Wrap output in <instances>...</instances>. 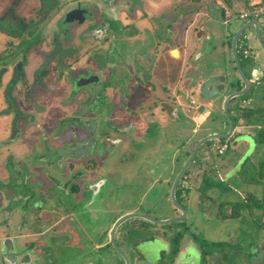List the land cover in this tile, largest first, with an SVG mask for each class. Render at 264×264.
I'll use <instances>...</instances> for the list:
<instances>
[{
    "label": "flooded vegetation",
    "instance_id": "af4514ba",
    "mask_svg": "<svg viewBox=\"0 0 264 264\" xmlns=\"http://www.w3.org/2000/svg\"><path fill=\"white\" fill-rule=\"evenodd\" d=\"M62 1L46 0L44 2L48 6L38 12L37 8L39 5H37L28 16L19 14L15 7L17 4L14 3L15 5H10L0 15V21L8 24L13 17L14 22L19 25L18 30H14L7 24L3 25L0 22V36L3 37L1 39L3 49L0 51V58L4 56L3 65L0 63V86L4 80H8L7 85L4 86L5 88L3 89L2 87L0 89V104L5 105L3 106L6 113L12 112L16 115L14 117L18 119V122L15 121L14 124L9 126V129L5 130H8V134L1 139V154H3L1 151H4V149H6V154H11L13 150L18 148L20 143L24 142L22 141L23 130L28 129L30 126L42 127L46 124L47 119L43 116V113L47 112V110L42 109L38 104L37 92L48 88L51 75L54 74L59 80L65 76H70L69 79L73 85V90L78 87L76 91V94H78L77 98L69 97L73 98L71 99L74 103L72 109L57 114L53 125H51L50 129L49 127L47 129L53 140L52 143L46 145V148L43 146L39 147L40 150L35 149L36 147L34 146L28 147L27 155L31 152L41 154L36 158L34 157L36 162L33 161L31 163L32 166L27 165L25 167L18 164V167L14 168L17 172L11 173L9 178L7 172L0 178V193L4 199V205L0 211V264H60L58 261L60 253L68 254L69 251L77 249L82 252L83 258L90 259L95 250L109 249L110 247H113L121 257L123 264H126V259L114 247L112 241L113 226L119 218L125 215L121 216L123 214L121 213L117 216L109 224L108 229L100 231V237L96 240L95 232H91V227L97 223L92 208L95 205L97 194L101 192V186L106 181L100 178L96 181L95 177L98 174L96 173L90 182L84 184L83 182L88 179L91 173H94L92 172L93 167L96 169L100 166L102 159H104V165L110 163L111 157L118 152H120L118 154L125 157L130 154L129 151L121 152L119 146L123 143L121 137L124 132H137L138 130L135 129L133 131L136 128L135 123L128 120L124 113L125 110L129 109V103L133 100V91L146 90L145 96L148 97L149 102L145 101V103L149 104L148 106L153 107L158 102L162 103V107L159 109L166 116V121L173 126L170 132H173L174 135H182L183 131L176 126L184 123L180 115L182 110L181 103H186L185 98L190 99V109L193 107L198 108L199 112L195 119L198 123H201L219 109L224 111L225 99L231 93L241 91L244 88V84H235L233 86L226 84L225 91L227 90V92L225 93L226 95L224 94L225 96L221 97V94L217 99H209L207 103H199L192 95L195 90H198L199 94L203 96L202 86L205 79L197 81V84L194 83L195 76H186L183 79L180 72L176 74L174 71V65H177V59L183 60L184 65L186 62V65L188 64L191 68L190 71L197 75L202 70L205 71V67H211L213 63L191 64L193 56L188 53L187 48L184 47L183 49L174 45L173 47H168V49L165 47L164 51L157 56V60H154L152 56L146 53L140 55L138 61L141 67L139 65L135 68L125 67L126 71L120 72L125 76L119 77L118 83L113 86L114 88L108 90L107 85L111 84V76L116 74V69L110 68L102 80L101 74H105L106 69L102 72L103 67L88 65L92 57L93 43L100 45L98 36L101 37V35L94 29L89 31L79 29L82 31L81 36L72 37L73 33L78 29L75 28L73 31L72 27L75 24L84 26L87 20L93 18L95 13L100 12V8L88 5L89 0H74V4L60 15L54 25L48 27V22L52 19V16L58 13L61 5H64ZM120 1L126 2L127 5H116L117 3L120 4ZM136 1L137 5H134L133 0H113L114 5L112 8L116 13H120L119 15L125 16L126 20L129 17H136L137 19L140 16L141 18L143 17L141 14L137 17L139 9L136 6L140 7L143 4L139 3L140 0ZM17 2L18 5L27 4V2L24 3L22 0ZM39 3L40 1L37 2V4ZM63 19L69 26L59 25ZM259 19H264V17ZM33 20H39V22L33 26L30 34L29 31L24 29V26ZM167 28L168 30H165L166 33H163V35H165V39H170L173 36L169 31L171 26L168 24ZM203 30L204 27L202 31H198L195 28V33L197 38L200 40L204 38L205 41L208 36L202 34ZM37 31H40L37 35L42 36V38L38 43L33 42L30 50L36 51L42 46L46 53L44 62L34 69L32 76L29 78L26 76L25 68H23L25 57L23 56L24 59L16 57V61L13 63L15 57L11 59V52H13V48L17 50L28 36L31 38ZM232 39L233 37L231 41H226L231 50ZM252 41H250V45L253 47V44H255L260 49L258 54L262 61L260 60L259 64L264 66V52L257 37L254 36ZM174 47H178L181 51V55L178 57L173 56L172 50L176 49ZM252 47L251 54L248 57L243 56L254 61L255 56L253 55ZM103 50L100 47L99 51L102 52ZM240 54L241 52L239 51V58ZM46 61L50 65L45 64L44 69L41 71L40 68ZM257 73L259 74L260 71H257ZM11 77L12 80H18L22 85L21 90L18 89L15 94L10 93L9 79ZM259 84L263 85V82L256 85L251 83L247 92L241 98L236 100L237 97H233L230 100L229 111L234 123V131L229 137L225 138L226 140H210L201 145L179 181L176 196L178 202L186 210L185 218L182 222L188 216V209L186 202H181V198L189 202L193 201V207L197 204L203 205L204 202L203 206L206 209L211 208L212 205L216 206L218 212L221 209H226L229 217L244 216L247 217L248 221L256 219L257 214L264 217V142L256 141L255 154L244 155L245 158L243 160L236 157L229 162H221L220 167L217 165L214 168L206 166L209 157L215 161L221 160L220 156L228 150L237 151L240 142L242 143L240 150L243 149L244 152L246 151L245 153L251 150V145L254 146L251 137L244 138L246 139L245 141L239 140L243 136L242 134L249 133L241 132L239 134V125L236 124L235 118L239 122L241 119H245L247 124L254 125L256 131L250 134L257 136L259 129L264 126L263 122L260 124L253 123L251 121L255 118L253 117L254 119L250 121L249 116L245 114L255 109V107L264 109V106L258 103V98L252 94L254 92L256 94L260 89ZM176 87L180 88L173 89ZM155 89L161 90V97L149 95V91H154ZM6 92L8 95H6ZM234 99L236 101L231 105ZM213 106H215L214 109ZM235 111L239 113L236 114ZM141 113L151 123L156 121L152 110H143ZM262 115L264 116V113ZM126 121L128 123L124 124ZM227 122L228 128L221 132H212L210 134L228 133L230 131L228 119ZM141 123L142 120L139 125ZM149 125V122L146 123L144 132L141 131L136 134L146 135ZM184 125L186 131L190 130L189 118ZM199 126L198 124L197 128L195 126L192 129L193 133L199 132ZM171 127L169 126V128ZM164 132L167 131L164 130ZM48 134L47 132L42 133V137L48 140ZM172 137H174L173 134ZM179 137L181 138V136ZM179 137L177 138L180 140ZM204 137L195 140L193 143H189L191 137L183 142V145L187 147L185 151L187 156L179 168L177 165L181 150L173 152V162L167 164L168 168L171 165L170 168H173L174 174V178L173 176L168 178V182L172 185L170 198L177 176L191 156L196 144ZM172 140L175 141L176 139L172 138ZM213 141H218L219 143L228 142L227 149L222 154H218L214 148L210 147ZM128 143L136 144L137 142L133 140L126 142L125 145H128ZM199 151L201 152L197 159ZM132 156L131 153L128 158L133 159L134 157ZM175 156L178 158L176 159ZM238 160L239 162H237ZM249 160L250 163H253L252 170L246 167ZM142 167H144V164ZM36 168H40V172H37ZM149 170H152L151 174L153 175L152 178H148L150 185L152 183L153 185L157 184L161 178H164H160L157 169L150 168ZM18 175L21 176L20 179ZM261 175H263L262 179L260 178ZM16 180H20L21 183L15 182ZM29 184L34 185L32 187L35 190L32 193L27 190ZM54 187H58L64 194L49 192V189ZM38 203H40L39 208L43 207L38 212V219L42 221L41 226L32 223L30 227H27L24 225L26 223V214L28 211H37L35 205ZM49 203L50 205L54 203L55 206L48 207ZM129 212L137 213L134 210ZM180 216H183V213L179 210L176 217ZM218 220L219 222L223 221L222 218H218ZM122 225H125V223ZM122 225L117 229L116 240L117 244L127 255L130 264H224L218 253L201 251L196 237L187 228L185 231V227H188L186 223L184 230L178 229L175 233L172 232L173 228L166 227H155L152 231H147L150 228L145 227L146 225L143 227L142 225H136V227L128 225L120 231L119 229ZM6 229L9 231H5ZM247 245L246 256L250 264H264V236L258 243L255 244L248 241ZM140 248H143L145 252ZM192 250L196 254H200L201 262L196 263L193 259H190ZM73 260L69 264H73ZM81 264L92 263L84 261Z\"/></svg>",
    "mask_w": 264,
    "mask_h": 264
},
{
    "label": "rangeland",
    "instance_id": "374dc122",
    "mask_svg": "<svg viewBox=\"0 0 264 264\" xmlns=\"http://www.w3.org/2000/svg\"><path fill=\"white\" fill-rule=\"evenodd\" d=\"M17 1L18 0H0V15H2L10 5L15 4H17L15 7L18 13L24 16H28L32 9L37 5H39L37 8L38 12L48 6L44 2L46 0H22L24 3L27 2V4L20 3L21 5H18ZM38 1H40L39 4H37ZM91 1H93V3H91ZM91 1L89 0L90 4H87L92 5L94 8L99 7L100 12L95 13L93 18L87 20L84 26H80L81 24H75L72 27V30L74 31L75 28L78 29L73 33L72 37L75 38L81 36L82 31L79 29L88 31L94 29L101 35L102 38L98 36V38H100V45L93 43L94 48L92 49L93 51H91L92 57L90 59V64L88 62V65L92 67H103L102 72L106 69L105 74H101L102 80L104 79V76L107 75L110 68L113 67L116 69V74H112L111 76V84L107 85L108 90L114 88L113 86L118 83L119 77L125 76L120 73L126 71L125 67L130 66L135 68L138 65L141 67L138 61L140 55L146 53L152 56L154 60H157V56L164 51L165 47L168 49V47H173L174 45L183 49L184 47L187 48L188 53H191L193 56L191 64H207L208 62L213 63L211 67H205V71L202 70L196 75V73L190 71L191 68L188 64L186 65V62L184 65L183 60L177 59V65H174V71L176 74H179L180 72L183 79L186 76H195L194 83L197 84V81H203V79H206L211 75L227 72L234 79L239 78L233 63L234 60L232 50L229 48V44H227L226 41H230L233 37L232 31L234 28L232 27L240 21L239 18L242 7L234 5L233 8L229 9V12L224 14V12H222L223 9L221 8V5H207L211 10L210 12L207 10L197 13L200 5H192L191 1L190 3H186V0H140L139 3L143 4V6H136V8L139 9L137 17L140 14L143 17L140 18L139 16L137 19L136 17H127L128 19L126 20L125 16L123 17L119 15L120 13H116L113 10V0H108L107 2H105L106 0ZM62 2L64 5H61L58 13L52 16V19L48 22V27H52L60 15L74 4V0H63ZM120 2V4L117 3L116 5H127L126 2ZM133 3L134 5H137L136 0H133ZM228 15H231V22L225 23V19ZM0 22L3 25L7 24L6 22ZM38 22L39 20L29 21L28 25L24 26V29L30 33V30L33 29V26L37 25ZM168 24L171 26V30L169 31L173 35L170 38L171 40L165 39V35H163V33H166L165 30H168ZM59 25L69 26L64 19L61 20ZM230 25L232 29L229 31ZM7 26L11 29L18 30L19 25L14 22V18L12 17ZM203 27L208 29V32L211 34V38L206 37L205 41L204 38L201 40L197 38L195 33V28H197L198 31H202ZM216 30L222 32L221 36L216 35ZM39 33L40 31H37L31 38L28 36L26 40L19 45L17 50L13 48V52H11V59L12 57H15L13 63L16 61V57L21 59H24L23 56L25 57L23 68H25L26 76L29 78L32 76L34 69L38 67L40 63L44 62L46 52L42 46H40L36 51L30 50L33 42L38 43L42 38V36L37 35ZM242 37L243 36H241L240 39ZM2 38L3 37L0 36V51L3 49V45L1 43ZM100 47L104 49L102 52L99 51ZM249 47L252 46L249 45ZM253 49L260 51L258 46ZM200 53H202L201 56H199ZM240 58L243 69L250 77H252V71L254 70V67L259 65V62L257 60L253 61L252 59L250 61V59L245 58L242 53L240 54ZM3 59L4 56L0 58V63H2ZM45 64L50 65L46 61L41 66V71L44 69L43 67H45ZM176 74L175 78L177 81L178 79ZM69 78L70 76H65L63 79L59 80L53 74L49 80L48 88L37 92L38 104L42 109L47 110V112L43 113L47 122L42 127L30 126L28 129L23 130L22 141L24 142L20 143L18 148L13 150L11 154H6V149L1 151L3 154L0 153V178L7 172L8 178L11 173L14 174L17 172L14 168H17L18 164L22 167L27 165L32 166L31 163L41 154H34L31 152L27 155V151L29 150L28 147L34 146L36 147L35 149L40 150L39 147H45L46 145H49V143H52L53 140L48 134L49 131H47L48 127L50 129L51 125H53L57 114L62 111L72 109L74 103L71 99L74 97L77 98L78 96V94H76L78 87H75L73 90V85ZM7 83L8 80H4L0 89L2 87L4 89V86H6ZM9 86L10 93L15 94L18 89L21 90L22 85L18 82V80H12L11 77L9 79ZM259 87L260 89L258 91L262 89L263 93L261 95H264V82L263 85L259 84ZM179 88L180 87H176L173 89L176 90ZM142 90L143 91H133V100L129 103V109L125 110L124 113L128 120L135 123L136 128H134L133 131L138 129L137 132H144L146 129V123L149 122L150 125L148 133H146V135H141L132 131V133L124 132L121 137L123 139V143L119 146L121 152L129 151L130 154L132 153V157L134 158H128L130 154H128V157H125L124 155L121 156L118 154L120 152H118L111 157L110 163L103 165L104 159H102L100 166L96 169L93 167L92 172L94 173H91V175L88 176V179L83 182V184L90 182L96 173H98L95 177L96 181L99 178L101 180L105 179L106 181L101 186V192L97 194L98 196H96L95 205L92 208L97 223L91 227V232H95L94 235L96 240L100 237V231L109 228L111 220L116 219V217L121 213H123L121 216L130 213V210L145 213L157 219L176 217L179 210L174 206V203L169 196L172 185L168 182V178H172V176L174 178L173 168H170L171 165L169 168L167 167L169 162H173V152L181 150L179 153L180 157L178 159L179 163L177 165L179 168L182 166V163L187 156L185 153L187 147L183 145L184 141H187V139L191 137L189 143H193L195 140H199L201 137H204L212 132H221L228 128V122L223 109H219L208 119L198 123L195 119L197 113L199 112L198 108L193 107L190 109V99L185 98L186 103H181L182 110L180 118L184 121V123H187L188 118L190 119V130L188 129V131H186L184 123H181L176 127L183 131V133H181L182 135H174L173 132H170L173 128L172 124L166 121V116L162 114L161 109H159L162 107V103L158 102V104L153 107L148 106L149 104L147 105L145 103V101L149 102L148 97L145 96L146 90ZM226 92L227 90L222 94V96ZM6 95H8L7 92ZM149 95L161 97L162 92L159 89H155L154 91H149ZM70 96H73V98H69ZM192 96L195 97L199 103H207L209 100L200 95L198 90H195ZM256 97L258 98V103L264 106V98L259 96ZM239 98H241V96H238L236 100ZM236 100H232L231 105H233ZM3 105L0 104V142L2 141V137L5 135L7 136L8 134V130H5L9 129V126L14 124L15 121L18 122V119L14 117L16 116L15 114L12 112L6 113L4 111L5 105ZM143 110H152L156 121L152 123L151 121H148L146 117H144V114L141 113ZM235 113L238 114L239 112L235 111ZM141 120L142 123L139 125ZM145 120L147 121L144 122ZM235 122L239 125V134L241 132L249 133L245 135L242 134L243 136H241L239 140L245 141L246 139L244 138L251 137L253 139L254 146L251 145V150L248 151V153H245L246 151L244 152L243 149L240 150V148H242L240 146L242 143L240 142L239 149L237 151H234L233 149L228 150L225 154L220 156L221 160L215 161L209 157L207 159L206 166L214 168L217 165L220 167L221 162H229L236 157L237 159L239 158L243 160L245 158L244 155L249 156L251 154H255L257 140L255 139V135L250 133H254L256 131V127L254 125L247 124L245 119H241L239 122V120L235 118ZM126 123H128V121L124 124ZM198 124L200 125V128L198 127L199 132L193 133L192 129L195 126L197 128ZM169 126L172 127L169 128ZM164 130L167 132H164ZM46 132L48 134V140L42 137V133ZM172 134L174 137H172ZM179 136H181V138ZM177 137H179L180 140ZM172 138H175L176 140L174 141ZM133 140L137 143H128V145H125L126 142H131ZM200 152L201 151H199L197 155V159L200 156ZM26 155L27 157H25ZM177 158L178 157H176V159ZM24 162L26 163L24 164ZM237 162H239V160ZM143 164L144 167H142ZM246 167L252 170L253 163H250L249 160ZM150 168L157 169L160 174V178L164 177L160 179L159 183L151 185V187L148 181V178L153 177L151 174L152 170H149ZM36 170L37 172H40V168H36ZM262 176L263 175L260 176L261 179ZM18 177L19 179L21 178L20 175H18ZM36 178H38V176H36ZM15 182L21 183L20 180H16ZM32 186L34 185L29 184L27 188V190L31 191H28L29 193H32L35 190ZM148 189H150L149 192H147ZM49 190V192H53V194H64V192L58 187H54ZM181 202H186V207L188 209V216L183 222H172L171 224L163 225L152 223L142 218H132L125 223V225H122L119 230H123L128 225L130 227H136V225H142L143 227L146 225L145 227L150 228L147 229V231H152L155 227H166L173 228L172 232L175 233L178 229L184 230L183 228L186 223V226L188 227H185V231L187 228L188 231L196 237L200 244L201 251H213L218 253L224 264H250L246 256L248 250L247 242L251 241L256 244L264 236V217L257 214L256 219H250V221H248L247 217L244 216L236 218L232 216L229 217L226 209H221V211L218 212L215 205L206 209L203 206L204 202L203 205L197 204L195 207H193V201L189 202L186 199L181 198ZM3 203L4 199L1 197L0 193V211L1 207L4 205ZM39 206L40 203L35 205L37 211L27 212L26 223H24V225L30 227L32 223H36L38 226H41L42 221L38 219V212L42 210L43 207L39 208ZM53 206H55L54 203L51 205L50 203L48 204V207ZM206 210H209L208 214ZM218 218H222L223 221L219 222ZM5 231L9 230L6 229ZM190 254V259H193L196 263L201 262L202 259L200 258V254H196L193 250ZM82 255L81 251L74 249L69 251L68 254L60 253L58 261L60 264H69L73 259V264H81L84 261H90L92 264H123L121 257L113 249V247H110L109 249L95 250V253L90 256V259L83 258Z\"/></svg>",
    "mask_w": 264,
    "mask_h": 264
},
{
    "label": "water",
    "instance_id": "95a60500",
    "mask_svg": "<svg viewBox=\"0 0 264 264\" xmlns=\"http://www.w3.org/2000/svg\"><path fill=\"white\" fill-rule=\"evenodd\" d=\"M251 30H252V34H250ZM243 34H245V36H248L249 38H251V37L254 38V36H256L258 41H259V44H260V46L264 52V19L248 20L241 27H239L237 29V31L235 32V34L233 36L232 44H231L234 66H235L236 71L239 75V78L234 79L232 76H230V74L228 72L227 73H220V74L217 73L215 75H211V76L207 77L203 83V86H202L203 96L207 99L212 100V99H217L218 96L220 97V95L224 93L223 91H225V89H226V84L228 86L229 85L233 86L235 84H244V88L241 91L231 93L225 99V102H224V106H223L224 112H225L226 117H227L229 124H230V131L228 133H225V134H210V135L204 137L203 139H201L196 144L191 156L189 157V159L187 160L183 169L181 170V172L177 176V178L174 182V185L172 187L171 198H172V202L174 203V205L183 213V216L172 217L169 219H157V218H154V217L147 215L145 213H138L137 212V213L127 214V215L119 218L116 221V223L112 229V241H113L114 247H116V249L119 251V253H121V255L126 259V264H130V261H129L127 255L125 254V252L117 244V240H116L117 229L122 224L127 223L130 219L138 218V217L146 219V220L151 221V222L156 223V224H163V225L164 224L167 225V224L172 223V222L182 221L185 218L186 210L178 202V199L176 196V189H177L178 183L181 180L182 176L184 175L186 169L189 167V165L193 161V159L196 156L201 145H203L205 142L210 141V140L225 139V138L229 137L232 134V132L234 131V123L231 119V115H230V111H229L230 100L233 97H238V96L244 95L247 92L251 83H254L256 85L258 83L264 82L263 80H261L262 78H264V70L260 64L256 67H254V70L252 71V77H250L242 67L241 60L239 58L238 42H239L240 37ZM257 71H260L259 74H261V75H259L257 73ZM214 108H215V106H213V109ZM140 249L143 252H145V250L143 248H140Z\"/></svg>",
    "mask_w": 264,
    "mask_h": 264
},
{
    "label": "crops",
    "instance_id": "0c3cea01",
    "mask_svg": "<svg viewBox=\"0 0 264 264\" xmlns=\"http://www.w3.org/2000/svg\"><path fill=\"white\" fill-rule=\"evenodd\" d=\"M190 1H191L192 5H200L199 11L197 13L204 12V11H207V10H209V12H210L211 10H210V8L207 5H218V6L221 5V8L223 9L222 12H224V14H226V12H229V9L233 8L234 5H236L237 7H242V10L240 12V14H241L245 8H247V7H249V6L253 5V4H258V3L264 2V0H186V3H190ZM201 5H204V6H201ZM231 19H232L231 15H228L227 18L225 19V23H230ZM239 19H240V21L236 25H234L232 27V28H234L233 31H232L233 36H234L235 32L237 31V29L239 27H241L245 22L248 21V20H244L242 18H239ZM232 28H231V25H230L229 31ZM215 33H216L217 36H221V34H222V32L217 31V30L215 31ZM202 34L208 36V38H211V34L208 32V29H206V28H204ZM250 34H252V30L250 31ZM242 36L243 37L238 42L239 51H240L241 42L245 39V34H243ZM249 41L253 42L254 39L252 41V37H251V38H249ZM256 47L257 46L255 44H253V48H256ZM174 48H176L179 51V53L175 51L176 49H174L175 52L172 50L173 56L178 57L179 55H181L180 49H178V47H174ZM253 48H252V51H253V55L255 56V60H257L258 62L260 60L262 61L260 55L258 54L259 51L257 49L254 50ZM250 49H251V47H250ZM176 55H178V56H176ZM250 61H251V59H250ZM261 67L264 70V66L261 65ZM259 75H261V74H259ZM261 80H263V78ZM152 185H153V183H152ZM150 187H151V185H150ZM149 191H150V189L147 190V192H149ZM112 221L113 220H111V222Z\"/></svg>",
    "mask_w": 264,
    "mask_h": 264
},
{
    "label": "built area",
    "instance_id": "2783aa9c",
    "mask_svg": "<svg viewBox=\"0 0 264 264\" xmlns=\"http://www.w3.org/2000/svg\"><path fill=\"white\" fill-rule=\"evenodd\" d=\"M260 17H264V2L253 4L240 14V18L244 20L259 19ZM249 45V37L245 36V39L241 42L240 51L246 57L251 54ZM227 146L228 142L219 143L218 141H213L210 144V147L214 148L218 152V154H222L227 149Z\"/></svg>",
    "mask_w": 264,
    "mask_h": 264
},
{
    "label": "trees",
    "instance_id": "16d2710c",
    "mask_svg": "<svg viewBox=\"0 0 264 264\" xmlns=\"http://www.w3.org/2000/svg\"><path fill=\"white\" fill-rule=\"evenodd\" d=\"M262 93H263V91L261 89L260 91H257L256 94H255V92L252 93V94L255 97L256 96L262 97L263 96V95H261ZM263 98H264V96H263ZM263 113H264V110H262L261 108L255 107V109H253L251 111H248L245 115H248L249 116V120L250 121L255 118L254 120L251 121L253 123L260 124V123L263 122V124H264V116L262 115ZM255 138H256V140L258 142H264V126L259 129V132H258V134H257V136Z\"/></svg>",
    "mask_w": 264,
    "mask_h": 264
},
{
    "label": "bare ground",
    "instance_id": "6f19581e",
    "mask_svg": "<svg viewBox=\"0 0 264 264\" xmlns=\"http://www.w3.org/2000/svg\"><path fill=\"white\" fill-rule=\"evenodd\" d=\"M175 51L179 53V51H178V50H175ZM175 51H174V52H175Z\"/></svg>",
    "mask_w": 264,
    "mask_h": 264
}]
</instances>
